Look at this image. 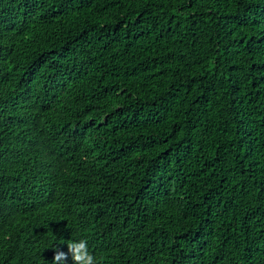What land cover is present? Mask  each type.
Wrapping results in <instances>:
<instances>
[{"label":"trees","instance_id":"1","mask_svg":"<svg viewBox=\"0 0 264 264\" xmlns=\"http://www.w3.org/2000/svg\"><path fill=\"white\" fill-rule=\"evenodd\" d=\"M79 239L264 264V0H0V264Z\"/></svg>","mask_w":264,"mask_h":264},{"label":"clouds","instance_id":"2","mask_svg":"<svg viewBox=\"0 0 264 264\" xmlns=\"http://www.w3.org/2000/svg\"><path fill=\"white\" fill-rule=\"evenodd\" d=\"M69 255H71L74 264H99L97 257L89 251L86 239L68 241L67 252L60 249L54 250L53 264H62Z\"/></svg>","mask_w":264,"mask_h":264}]
</instances>
